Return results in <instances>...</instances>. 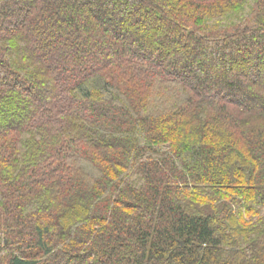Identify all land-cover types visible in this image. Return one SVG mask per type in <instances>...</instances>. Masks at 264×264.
<instances>
[{
    "label": "trees",
    "instance_id": "1",
    "mask_svg": "<svg viewBox=\"0 0 264 264\" xmlns=\"http://www.w3.org/2000/svg\"><path fill=\"white\" fill-rule=\"evenodd\" d=\"M0 264H264V0H0Z\"/></svg>",
    "mask_w": 264,
    "mask_h": 264
}]
</instances>
